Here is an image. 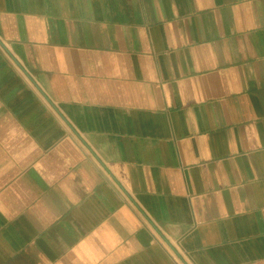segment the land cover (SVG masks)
I'll return each instance as SVG.
<instances>
[{"label":"crops","instance_id":"1","mask_svg":"<svg viewBox=\"0 0 264 264\" xmlns=\"http://www.w3.org/2000/svg\"><path fill=\"white\" fill-rule=\"evenodd\" d=\"M0 264H264V0H0Z\"/></svg>","mask_w":264,"mask_h":264}]
</instances>
